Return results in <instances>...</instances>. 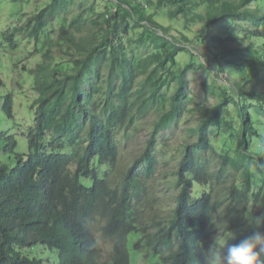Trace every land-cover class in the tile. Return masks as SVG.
Returning a JSON list of instances; mask_svg holds the SVG:
<instances>
[{"label":"trees","instance_id":"trees-1","mask_svg":"<svg viewBox=\"0 0 264 264\" xmlns=\"http://www.w3.org/2000/svg\"><path fill=\"white\" fill-rule=\"evenodd\" d=\"M30 1L9 0L0 32V70L21 60L2 63L21 39L41 55L26 71L36 94L27 152L0 133V264H130V250L143 264H205L227 227L236 235L229 243L250 234L242 223L251 208L264 216V0H102L99 14L84 1L35 0L28 16ZM138 47L148 53L136 55ZM61 53L65 68L55 64ZM197 70L218 94L212 107L189 94ZM224 72L233 83H218ZM2 100L13 120L12 92ZM193 114L173 174L178 191L162 216L149 191L164 156L156 141ZM147 117L142 153L120 167L122 144Z\"/></svg>","mask_w":264,"mask_h":264},{"label":"rangeland","instance_id":"rangeland-1","mask_svg":"<svg viewBox=\"0 0 264 264\" xmlns=\"http://www.w3.org/2000/svg\"><path fill=\"white\" fill-rule=\"evenodd\" d=\"M75 1H84L83 3L86 6H91L93 4V9L97 14L102 13L106 10V4L102 0H75ZM116 2V0H112ZM41 3V0L38 1ZM35 0L30 1V5L24 7L23 13H26L28 16L32 14L35 10ZM9 0H0V32L6 31V28L9 26V21L7 17L10 15V8H9ZM27 19L24 16L25 21ZM23 23V22H22ZM20 24V23H19ZM59 27L58 22H52L51 26H49V30L47 33L51 32L53 36H55V32ZM199 30V27L196 29ZM218 29H214L212 34L217 35ZM174 34V33H173ZM1 37V34H0ZM132 40L136 39L134 34H130ZM258 45L262 44L263 41L256 42ZM35 46L34 42L27 41L25 39H21L19 41V48L16 52H7L8 55H14L15 59L9 60L5 57L2 59V63L10 65L11 61L16 62V59L22 57L21 60L18 61V64L14 66V70L2 68L0 70L1 80L6 83V89L0 88V133L2 131H9L11 135L15 137L18 142L17 151L19 153H26L27 152V139L26 133L28 127L33 126L34 121V114L32 113L33 109H30L33 105L34 100L36 99V94L32 91L31 87V79L27 76V72L31 69H35L37 65L41 62V55L40 53H35ZM45 51V50H44ZM136 55L143 56L148 51L142 47H138L136 50ZM31 54V55H29ZM24 55L26 57H24ZM183 54L178 56L179 61L186 60ZM68 57L65 53H61L59 57L55 59V64L59 65V68H65L66 63L68 61ZM25 69V72L22 70ZM221 81L218 83L223 84H230L233 83V78L224 72L221 75ZM229 79V80H228ZM232 79V81L230 80ZM187 80L189 81V94L193 99L194 103H201L206 107H212L217 103L219 100L217 92L213 93V88L210 83V76L201 70L191 71L188 76ZM228 80V81H227ZM7 91L12 92L14 98V118L13 120H8L3 116L2 113V98ZM218 91V90H217ZM192 107V105L190 106ZM232 108V106H230ZM230 114H233V109H230ZM196 114L193 115H186L182 124H180L178 129H174L173 131H165L159 134V137L156 141V146L163 150L164 156H160L161 162L157 166V170L155 176L149 181V191L154 192V195L157 199V203L161 206L162 216L164 213L170 211L173 197L177 194L178 189L175 187L173 182V174L176 170L177 163L179 161V152L184 141L189 139L187 130L194 127L196 124ZM262 119V118H261ZM144 125L141 127L140 131L132 135V141L122 144L121 146V163L120 167L123 165L124 167H128L133 159L138 157V154L142 153L145 145V141L150 136V122L149 118H145L142 121ZM259 143V142H258ZM255 143L253 151H257L259 149V144ZM216 149L222 153V146L221 144H216ZM259 174L255 172L254 179H253V190L257 191L259 188V182L257 181V177ZM157 211H159V207H157ZM249 215L252 217L260 216V214L251 208ZM242 229L247 232H251L255 230L252 226H249L246 219L242 223ZM234 233V232H233ZM235 234V233H234ZM236 237V235H235ZM135 237H131V241ZM110 247L108 245H102V250L104 252V256H107L110 252ZM26 255L29 254L28 249H24ZM36 254H40V248H35ZM131 259L130 264H143L139 262V259L135 257V253L130 250ZM41 258L44 260H48L51 255L48 252L41 253ZM57 262L56 257L54 260L55 264ZM47 264V263H46ZM147 264V261H145Z\"/></svg>","mask_w":264,"mask_h":264},{"label":"clouds","instance_id":"clouds-1","mask_svg":"<svg viewBox=\"0 0 264 264\" xmlns=\"http://www.w3.org/2000/svg\"><path fill=\"white\" fill-rule=\"evenodd\" d=\"M245 219L255 230L238 243H229L236 237L227 227L225 233L212 238L205 252V264H264V216L248 214Z\"/></svg>","mask_w":264,"mask_h":264}]
</instances>
